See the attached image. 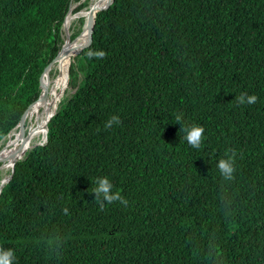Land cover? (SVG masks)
Returning a JSON list of instances; mask_svg holds the SVG:
<instances>
[{
  "label": "trees",
  "instance_id": "1",
  "mask_svg": "<svg viewBox=\"0 0 264 264\" xmlns=\"http://www.w3.org/2000/svg\"><path fill=\"white\" fill-rule=\"evenodd\" d=\"M79 1L0 0V141L39 98ZM76 59L46 143L0 193L13 264H264V0H113L68 87ZM103 177L127 203L101 207Z\"/></svg>",
  "mask_w": 264,
  "mask_h": 264
},
{
  "label": "bare ground",
  "instance_id": "2",
  "mask_svg": "<svg viewBox=\"0 0 264 264\" xmlns=\"http://www.w3.org/2000/svg\"><path fill=\"white\" fill-rule=\"evenodd\" d=\"M87 2L78 12L73 14V4L70 7L68 14L64 20V27L67 28L69 33V43L62 50V55L55 61L54 65L49 71L48 77L44 82L47 85V96L43 103L33 106L27 113L26 121L29 123L20 132H11L8 136L7 143L0 150V189L4 186L7 178L9 177L8 171H10L14 159L21 153H25L34 148V146L43 142L45 131L43 127L46 120V115L49 111V107L56 106L58 103L57 95L62 88L64 82V76L66 73L67 65L71 60L65 59L63 55L69 49L72 50L73 56L77 54L81 46L85 42V30L82 34L85 22V28L92 16L93 10L96 7L102 6L107 0H84ZM79 20H82L81 29L76 35V39L72 40L73 26ZM64 39V35H63Z\"/></svg>",
  "mask_w": 264,
  "mask_h": 264
},
{
  "label": "clouds",
  "instance_id": "3",
  "mask_svg": "<svg viewBox=\"0 0 264 264\" xmlns=\"http://www.w3.org/2000/svg\"><path fill=\"white\" fill-rule=\"evenodd\" d=\"M98 56H103L104 53L100 52L97 53ZM240 104H253L257 101V96L255 95H248L247 93H242L238 98ZM179 119V117L177 118ZM119 117H112L108 121V127H111L113 123H118ZM205 129L202 126H192L191 128L185 129L186 136L185 139L187 142L193 146L198 148L203 140V133ZM234 160L233 157H229L228 159H221L218 163V168L221 171V174L226 179H231L232 174L235 171L234 167ZM98 186L95 188L94 193L96 194V198H98L101 194L103 196V200L100 201L101 207L104 206V201L112 202L115 200H120L121 203H127L126 200L120 195L119 192L112 193L111 189L113 187L112 183L107 177L99 178L97 181ZM15 259V253L12 249H2L0 248V264H13Z\"/></svg>",
  "mask_w": 264,
  "mask_h": 264
},
{
  "label": "water",
  "instance_id": "4",
  "mask_svg": "<svg viewBox=\"0 0 264 264\" xmlns=\"http://www.w3.org/2000/svg\"><path fill=\"white\" fill-rule=\"evenodd\" d=\"M112 2H113V0H107L104 5L99 6V7H96L93 10L92 16H91V18H90V20H89V22H88V24H87V26L85 28V37H86V39H85L84 44L81 46V48L83 46H85V44L87 43V41H88V39H89V37H90V35L92 33V30H93V27H94V24H95V18L97 16V13H99L103 9L108 8L112 4ZM71 5H70V7H71ZM70 7H69V10H70ZM69 10H68V12H69ZM62 31H63V35H64L63 44H62L59 52L57 53L56 57L45 67V69L43 71V74H42V77H41V87H42L41 94H40L39 98L37 99V101L34 104H32L31 107H29L27 109V111L25 112L22 120L14 128V129H17V131H18L19 134H20V132H22V130H23L24 126H25L26 117H27V113L29 112V110L33 106H35L37 104L43 103L44 100L46 99V96H47V85L45 84L44 80H45L46 77H48L49 71H50L51 67L54 65L55 61L62 55V50L66 46V44L69 43V39H70L68 30H67V28L64 27V21H63V24H62ZM63 57L65 59L71 60V58L73 57L72 50L69 49L68 51H66L65 54L63 55ZM70 64H71V62H69V64L67 65L66 73H65V76H64V82H63L62 88L59 90L58 95H57L58 103H57L56 106L54 105L53 107H49V111H48V113L46 115V120H45V124H44V127H43V131H45V135H44V138H43V142L40 143V144H38V145H36V146H34V148L35 147H38V146H43L46 143V141H47V136H46V134H47V124H48L49 120L56 114L57 109H58V106H59V103H60L61 99L63 98V94L65 92V89L68 87V84H69V74H70ZM13 130H11L7 136H9L11 134V132H13ZM25 154H26V152L25 153L23 152V153H21L19 156H17L14 159V162H13L12 167L10 169L9 177L7 178L5 184L8 183L9 180L11 179V177H12V174L14 172V165L18 161L22 160L24 158ZM3 187L0 189V193H1L2 189H3Z\"/></svg>",
  "mask_w": 264,
  "mask_h": 264
},
{
  "label": "rangeland",
  "instance_id": "5",
  "mask_svg": "<svg viewBox=\"0 0 264 264\" xmlns=\"http://www.w3.org/2000/svg\"><path fill=\"white\" fill-rule=\"evenodd\" d=\"M73 4V6H75V8H73V14H75L76 12H78L79 11V9H82V7L83 6H85L86 4H87V2H85L84 0H81V1H79L78 3H72ZM80 5H82V7L81 8H78ZM81 24H82V20H79L77 23H75L74 24V26H73V34L72 35H77L78 33H79V31H80V29H81ZM84 30H85V22H84V28H83V31H82V34H83V32H84ZM80 34V36H81V33H79ZM77 37L75 36L74 37V39H76ZM74 69H75V73L73 74V77H72V83L74 84V82L76 81V79H77V81L75 82V84L72 86V87H67L66 89H65V92H64V94H63V97L64 96H69L73 91H74V87L77 85V83H78V80H79V78H80V62H79V60L78 59H76L75 61H74ZM81 80V79H80ZM79 80V81H80ZM29 123V120L27 119V121H26V125ZM13 131H17V129H14ZM18 132V131H17ZM7 140H8V136L7 137H5L1 142H0V150H1V148L3 147V146H5V144L7 143ZM10 173V171H8V174Z\"/></svg>",
  "mask_w": 264,
  "mask_h": 264
}]
</instances>
